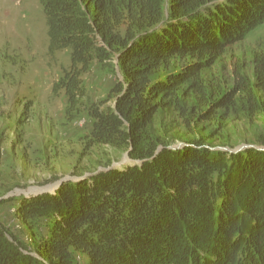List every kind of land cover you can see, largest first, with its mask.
I'll list each match as a JSON object with an SVG mask.
<instances>
[{
  "label": "trees",
  "instance_id": "trees-1",
  "mask_svg": "<svg viewBox=\"0 0 264 264\" xmlns=\"http://www.w3.org/2000/svg\"><path fill=\"white\" fill-rule=\"evenodd\" d=\"M39 2L49 53L70 51L54 94L64 92L68 116L79 117L83 75L94 61L114 72L115 60L122 79L108 93L113 105L84 107L88 137L140 164L64 184L53 195L8 199L16 200L12 216L22 228L1 217L0 264H81L78 255L84 264H264V151L232 155L193 142L158 152L149 132L163 109L186 117L181 96L190 91L209 107L201 120L220 110L248 119L264 112L257 95L264 48L252 56L254 80L235 66V86L213 101L204 76L264 25V0Z\"/></svg>",
  "mask_w": 264,
  "mask_h": 264
},
{
  "label": "rangeland",
  "instance_id": "rangeland-1",
  "mask_svg": "<svg viewBox=\"0 0 264 264\" xmlns=\"http://www.w3.org/2000/svg\"><path fill=\"white\" fill-rule=\"evenodd\" d=\"M261 48L264 25L204 73L207 98L213 101L220 90L235 86V66L243 67L244 75L254 80L252 56ZM70 64L69 50L54 56L49 53L46 20L39 0H0V201L7 200L0 206V219L14 229L22 228L12 216L15 199L25 197L20 192H31L30 198L36 196L37 190L50 187V193L37 195H53L64 184L90 181L102 172L140 164L127 150L93 146L88 137L92 122L84 107L91 103L102 104V108L113 105L107 98L116 79H122L117 62H111L114 72L98 61L92 63L82 77L86 91L83 110L72 119L67 114L64 92H53L54 83ZM257 95L264 103V92ZM181 101L186 117L176 108L163 109L149 129L158 141V152L163 146L176 150L193 142H201L210 151L232 155L247 149L233 152L245 145L264 151V112L248 119L220 110L215 119L201 120L200 114L209 107L196 92L182 94ZM11 198L15 199L8 200ZM40 231L42 234L44 230ZM23 235L28 237L26 232ZM78 259L85 263L81 255Z\"/></svg>",
  "mask_w": 264,
  "mask_h": 264
},
{
  "label": "water",
  "instance_id": "water-1",
  "mask_svg": "<svg viewBox=\"0 0 264 264\" xmlns=\"http://www.w3.org/2000/svg\"><path fill=\"white\" fill-rule=\"evenodd\" d=\"M249 147V145H245V146H242V147H240L239 149H236L235 151H233V152H237V151H240V150H242L243 148H248ZM250 147H253V146H251L250 145ZM82 179H84V178H82ZM54 188V187H53ZM49 189V190H48ZM47 190L45 189V190H37L36 192H37V194L38 193H40V192H42V193H44V192H48V193H50V187L48 188ZM35 192V191H34ZM21 194H23L24 196H25V198H29V194H31V192H20ZM37 194H35L36 196H38ZM41 194V193H40ZM32 195V194H31Z\"/></svg>",
  "mask_w": 264,
  "mask_h": 264
},
{
  "label": "bare ground",
  "instance_id": "bare-ground-1",
  "mask_svg": "<svg viewBox=\"0 0 264 264\" xmlns=\"http://www.w3.org/2000/svg\"><path fill=\"white\" fill-rule=\"evenodd\" d=\"M43 190V189H42Z\"/></svg>",
  "mask_w": 264,
  "mask_h": 264
}]
</instances>
